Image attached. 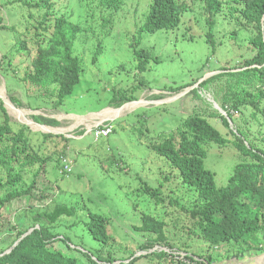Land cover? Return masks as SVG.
<instances>
[{"label": "rangeland", "instance_id": "1", "mask_svg": "<svg viewBox=\"0 0 264 264\" xmlns=\"http://www.w3.org/2000/svg\"><path fill=\"white\" fill-rule=\"evenodd\" d=\"M24 1L27 6L23 5ZM32 1L2 0L0 6L3 25L9 27L0 30V86L6 93L5 97L0 93V101L11 118L14 135L21 127L26 129L31 141V156L37 159L31 166L14 167L15 172L23 174V182L17 187L19 191H26L35 181L30 196L3 204L4 193L0 191V251L7 246L5 239L8 241L22 224L30 222L32 211H52L56 205L76 204L106 217L111 244L102 246L93 239L86 226L65 225L64 221L52 229L54 233L69 240L79 250L87 249L103 257L122 258L135 253L138 256L139 246L148 240L140 238V233L135 231L141 215L150 213L156 218L163 215L162 206L149 202L141 192L144 191V182L158 187V178L162 174L160 168L164 160L149 145L166 139L164 136L175 131L187 115L201 113L230 142L225 147L214 142L206 145L205 167L215 174L219 188L226 187L234 168L244 159L233 143L235 137L222 120L209 115L218 113L230 123L221 110L225 99L231 97L230 87L236 80L220 78L199 88L203 82L223 74L222 68L243 66L245 61L253 60L257 52L253 51L251 41L243 40L242 32L238 33L236 40H231L223 26L217 29L215 38L218 43L214 52L205 40L210 26L202 0H190L191 11L177 30L156 34L146 32L140 37L137 31L141 24L137 25V22L148 12L152 0H125L120 14L111 11L105 14L110 23V15L114 20L106 30H98L96 38L79 33L73 55L81 63V83L76 86L73 96L57 109L54 107L59 102L57 85H35L30 81L35 74L32 63L38 52L36 40L41 36L36 29L35 8L28 5ZM53 1V22L59 17L71 18L92 36L93 12H87L80 0ZM32 14L34 16L30 17ZM99 15L97 11L95 18ZM101 23L99 19L96 24L100 27ZM109 31V34L105 33ZM96 56L97 61L94 60ZM142 63H145L144 71L140 70ZM235 71L239 70L231 72ZM181 86L188 88L176 92ZM195 89L199 90L193 93ZM122 92L140 102L118 110L112 100ZM11 96L17 99V104L11 102ZM3 100H7V104ZM231 104L232 101L228 107ZM12 110L21 114H13ZM103 114H106L105 118ZM41 117L55 120L58 125L47 127V131L42 129L46 125L39 123L42 128L35 130L28 123L34 124L36 118ZM82 118H85L84 122L80 120ZM99 120L112 124L114 133L110 137L96 140L93 127ZM234 120L240 125L245 123L246 116L234 113ZM3 121L0 109V124ZM230 128L236 131L234 124H230ZM61 136L71 140L64 141ZM257 139L256 144L264 148V134ZM163 167L165 176L162 180L165 177L173 179V188L164 190L166 196L171 195L187 205L192 194L190 188L177 181L178 172L172 170L168 162H164ZM68 168L72 171L67 172ZM1 171L0 165V175ZM167 201L165 211L171 227L167 232L174 235V228L190 235V230L187 232L186 229L192 226V222H180L176 206L171 207ZM56 245L66 248L64 241ZM192 245L197 244L192 242ZM202 248L203 252L207 249ZM214 255L218 264H264V252H252L239 259L236 252H229V248H219ZM138 264L149 262L141 260ZM191 264L207 263L195 259Z\"/></svg>", "mask_w": 264, "mask_h": 264}, {"label": "trees", "instance_id": "2", "mask_svg": "<svg viewBox=\"0 0 264 264\" xmlns=\"http://www.w3.org/2000/svg\"><path fill=\"white\" fill-rule=\"evenodd\" d=\"M202 1L210 26L208 39L205 40L214 52L217 50L215 36L219 26L226 28L231 40H236L238 33L242 32L245 36L243 40L251 41L253 51L257 52L254 59L245 61L243 66L222 68L223 74L203 82L199 88L220 78L236 80L230 87L231 97L225 99L222 105V110L229 115L236 131L230 128L227 119L220 114L209 115L222 120L225 128L235 137L233 143L244 159L234 168L228 185L222 188L217 186L215 174L206 169L205 161L206 145L214 142L225 147L230 143L229 140L222 137L201 113H191L175 131L164 136L166 139L155 141L149 147L164 162H168L172 170L178 172L177 181L187 184L192 194L187 199V205L171 195L166 196L164 190L173 188V179L165 177L162 180L165 176L164 162L160 168L162 174L158 178V187L144 182L142 194L149 202L161 205L163 215L158 218L150 213L141 215L135 231L140 233V238L148 240L139 246L138 256L135 253L122 258L111 255L103 257L97 252L71 247L69 240L52 231L63 221L65 225L74 227L86 226L93 239L102 246L110 245L112 237L108 232V220L102 214L91 212L86 206L62 204L56 205L52 211H32L30 222L22 224L21 229L8 241L5 237L7 246L0 251V264H138L141 260H147L149 264H191L195 263V259L201 263L205 261L207 264H218L214 252L219 248H229V252H236L239 259L252 252H264V148L256 144L257 136L264 134V107H260L264 104V0ZM80 4L87 12H93V26L90 28L92 36L81 24L72 22L71 18L59 17L53 22V0H34L28 3L30 8H35L37 15L32 14L30 17L36 18V29L41 34L36 40L38 52L32 63L35 74L30 81L35 85H57L59 102L54 105L57 109L73 96L76 86L81 83V63L73 55L79 33L83 36L87 34L88 38H96L97 31L106 30L114 20V16L110 15V23L105 14L109 11L120 14L125 0H80ZM23 5L27 6V3L24 1ZM148 7V12L137 22V25L141 24L137 31L140 37L146 32L156 34L177 30L186 14L191 11L190 0H152ZM97 11L100 15L95 18ZM99 19L102 20L100 27L96 24ZM2 25L3 18L0 16V30L9 29ZM105 33L109 34L110 31ZM23 48H26L25 43ZM94 60L97 61L98 56ZM140 70H145V63L141 64ZM233 70L239 71L231 72ZM190 85L192 84L188 86ZM188 86H181L175 91L180 93ZM10 99L13 104L18 103L16 98L11 96ZM138 100L122 92L112 100V104L122 108ZM230 101L232 104L228 107ZM0 109L4 116L3 124H0V191L4 193L1 202L6 204L33 193L35 181L28 185L26 191H19L17 187L23 182V174L15 172L14 167L31 166L37 159L31 156V141L26 129L21 127L14 135L11 118L2 101ZM248 110L251 113H247ZM234 113L246 116L245 123L238 125L234 120ZM36 121L46 127L58 125L55 120L42 117L36 118ZM61 138L67 142L71 140L64 136ZM262 142L264 143V139ZM167 200L171 207L176 206L180 222H192V226L186 230H190V235L195 236L196 240L174 228V235L170 236L167 232L170 227L168 213L165 211ZM194 200L196 203L193 204ZM191 240L197 245L193 246ZM59 241L66 243L65 249L56 245ZM16 243L18 245L15 247ZM202 247L207 248L205 252ZM141 252H145L144 255Z\"/></svg>", "mask_w": 264, "mask_h": 264}, {"label": "bare ground", "instance_id": "3", "mask_svg": "<svg viewBox=\"0 0 264 264\" xmlns=\"http://www.w3.org/2000/svg\"><path fill=\"white\" fill-rule=\"evenodd\" d=\"M0 93H1L4 97L6 96V95H5V94H6V93H5V90H4L3 88H1V86H0ZM4 99H5V98H4ZM6 101H7V100H6ZM8 108H9V107H8ZM14 110H15V109H14ZM12 113H13V114H19L20 111L17 112V111H13V110H12ZM20 114H21V113H20ZM22 114L27 115L26 112H23ZM17 116H18V115H16V117H17ZM102 117L105 118V117H106V114H103ZM22 118H23V116H22ZM84 119H85V118H82V119H80V120H81L82 122H84ZM28 123H30V122H28ZM109 125H111V124H110L109 122L106 121V122H103V123H101V124H99V125H95V126L93 127V130H97V129H99V128H103L104 126H109ZM30 126L33 127V128L36 129V130L39 129V127L36 126L35 123H34V124L30 123ZM111 134H112V133H111ZM111 134H110V135H111ZM110 135H109V136H110ZM107 137H108V136H107Z\"/></svg>", "mask_w": 264, "mask_h": 264}, {"label": "built area", "instance_id": "4", "mask_svg": "<svg viewBox=\"0 0 264 264\" xmlns=\"http://www.w3.org/2000/svg\"><path fill=\"white\" fill-rule=\"evenodd\" d=\"M103 122L104 121H100L96 125H99V124H101ZM113 130H114V128H113L112 125L104 126L103 128H99V129L95 130V137H96L97 140H99V139H101L103 137H107L113 132Z\"/></svg>", "mask_w": 264, "mask_h": 264}, {"label": "clouds", "instance_id": "5", "mask_svg": "<svg viewBox=\"0 0 264 264\" xmlns=\"http://www.w3.org/2000/svg\"><path fill=\"white\" fill-rule=\"evenodd\" d=\"M1 4H2V0H0V6H1ZM186 93H187V92H186ZM186 93H185V94H186ZM10 100H11V99H10ZM11 102H12V101H11ZM138 102H140V101L138 100V101H136V102H134V103H130V104L133 105V104H136V103H138ZM130 104H127V105H130ZM125 106H126V105H125ZM125 106H123V107H125ZM123 107H122V108H123ZM122 108H119L118 110H121ZM114 109H117V108H114ZM221 112L223 113V115L227 116V118H228L229 121H230L229 124H233L231 118L229 117V115H228L224 110H221ZM31 121H32V120H31ZM34 121H35V120H34ZM100 121H104V122H105L106 120H99V122H100ZM32 122H33V121H32ZM99 122H98V123H99ZM35 130H36V129H35ZM94 134H95V130H94ZM95 138H96V137H95ZM96 140H97V139H96ZM71 171H72V168H68V169H67V172H71ZM31 232H32V231H31ZM71 247L75 248L74 246H72V244H71ZM10 252H11V250L8 251L7 253H10Z\"/></svg>", "mask_w": 264, "mask_h": 264}, {"label": "water", "instance_id": "6", "mask_svg": "<svg viewBox=\"0 0 264 264\" xmlns=\"http://www.w3.org/2000/svg\"><path fill=\"white\" fill-rule=\"evenodd\" d=\"M4 101V100H3ZM5 102V104H7L6 103V101H4ZM139 103V102H138ZM134 105V104H133ZM30 124V123H29ZM36 124V123H35ZM39 125V126H38ZM36 126H38L39 128H42V127H40V124H36ZM42 129H44V130H47V131H49L48 129H47V127H44V128H42ZM56 134V133H55ZM58 135V134H57ZM18 245V243H16V245H15V247Z\"/></svg>", "mask_w": 264, "mask_h": 264}]
</instances>
